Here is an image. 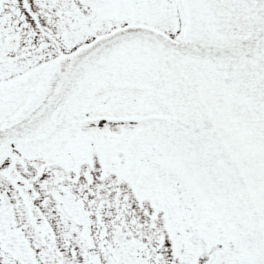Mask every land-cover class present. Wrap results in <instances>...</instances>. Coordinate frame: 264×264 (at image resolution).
<instances>
[{
    "label": "snow or ice",
    "instance_id": "obj_1",
    "mask_svg": "<svg viewBox=\"0 0 264 264\" xmlns=\"http://www.w3.org/2000/svg\"><path fill=\"white\" fill-rule=\"evenodd\" d=\"M0 264H264V0H0Z\"/></svg>",
    "mask_w": 264,
    "mask_h": 264
}]
</instances>
